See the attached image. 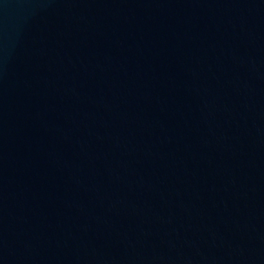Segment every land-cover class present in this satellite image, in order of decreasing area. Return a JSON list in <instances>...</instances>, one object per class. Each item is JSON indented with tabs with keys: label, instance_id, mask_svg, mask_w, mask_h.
<instances>
[{
	"label": "water",
	"instance_id": "1",
	"mask_svg": "<svg viewBox=\"0 0 264 264\" xmlns=\"http://www.w3.org/2000/svg\"><path fill=\"white\" fill-rule=\"evenodd\" d=\"M0 264H264V0H0Z\"/></svg>",
	"mask_w": 264,
	"mask_h": 264
}]
</instances>
